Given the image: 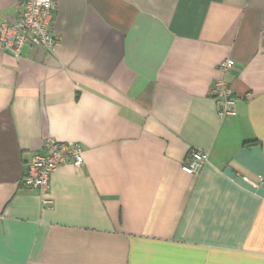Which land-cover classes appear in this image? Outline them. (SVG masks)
<instances>
[{"label":"crops","instance_id":"crops-1","mask_svg":"<svg viewBox=\"0 0 264 264\" xmlns=\"http://www.w3.org/2000/svg\"><path fill=\"white\" fill-rule=\"evenodd\" d=\"M53 1L52 51L0 50V264H264V0ZM46 138L83 148L48 206L21 182Z\"/></svg>","mask_w":264,"mask_h":264},{"label":"built area","instance_id":"built-area-1","mask_svg":"<svg viewBox=\"0 0 264 264\" xmlns=\"http://www.w3.org/2000/svg\"><path fill=\"white\" fill-rule=\"evenodd\" d=\"M53 0H18V14L13 20L6 19L0 24V50L8 51L15 57L25 45H32L52 51L59 39L50 30L54 12ZM234 66V61L225 58L218 65L220 77L210 87V95L219 102L220 115H235L234 102L230 99V88L223 76ZM42 152L34 153L26 165L22 184L37 189L42 196V205L51 201L46 198L52 172L63 165L78 168L83 163V148L78 143L58 142L46 138ZM208 160V154L191 150L188 162L181 169L190 176H196Z\"/></svg>","mask_w":264,"mask_h":264}]
</instances>
